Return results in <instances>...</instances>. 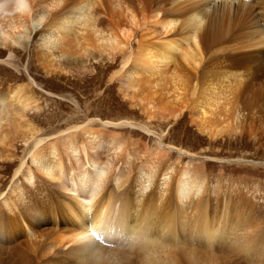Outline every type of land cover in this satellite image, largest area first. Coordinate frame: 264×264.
Here are the masks:
<instances>
[{"label":"bare ground","instance_id":"1","mask_svg":"<svg viewBox=\"0 0 264 264\" xmlns=\"http://www.w3.org/2000/svg\"><path fill=\"white\" fill-rule=\"evenodd\" d=\"M245 3L0 0V167H14L0 264H219L210 255L227 246L264 263V191L213 175L216 156L166 142L161 126L185 111L211 142L245 126L246 93L264 83V0L228 31ZM238 31L248 39L231 43ZM115 109L144 120L99 116ZM58 113L68 119L50 126Z\"/></svg>","mask_w":264,"mask_h":264},{"label":"rangeland","instance_id":"2","mask_svg":"<svg viewBox=\"0 0 264 264\" xmlns=\"http://www.w3.org/2000/svg\"><path fill=\"white\" fill-rule=\"evenodd\" d=\"M257 1L258 0H246L245 4H240L239 7L235 8L234 18L230 19L228 31H230L231 29L236 30L234 28L235 25L245 24L253 17V15L258 10L261 9L259 7L260 0L258 3ZM238 20L240 21L244 20V21L240 22ZM37 39L38 38L36 37L34 41L32 40L30 41H32V43H35V42L37 43ZM247 39H248V36L245 33L238 31V33L235 34V37L231 43H235V41H241L243 43ZM26 43L31 44V42H26ZM262 55L263 53H260L259 57H261ZM253 59L255 61L257 60V58H253ZM23 65H26V63L24 62ZM21 72H23V69H21ZM61 81L62 80L60 81L51 80L50 83L53 85V87H57L59 90L61 89L63 91H68L70 89L69 86L65 83L62 84ZM94 81H95L94 79L88 80L89 82L88 87H91ZM263 88H264V83L260 82V83L254 84L252 88L250 87V89L246 93V97L249 99L250 103L253 102V100L255 101L253 102L255 105V109L253 110L252 114L249 113L250 115L245 123V126L242 127L240 131L234 130L231 127L232 123H228L226 127H224V131L222 132L221 137L219 136L216 138L214 142H211L210 138L206 134L199 131L193 122L191 123L189 114L184 111L183 114L178 116L175 120L170 119L165 125H161L165 129L164 137L166 138L164 140L166 142H170L175 145L180 144L184 148H188L195 153H204V154H208L211 156L212 155L216 156L212 158L208 157L207 159V161L211 164V165H207V169L210 170L213 175L218 173L219 169H221V176L224 178V180H227V181H229L227 179L229 178L230 179L229 183H232V184L236 183V181L240 179L246 180L244 179L245 177H251L254 181V184L257 186V188L258 186H260L258 189H260L261 191H264V131H263L264 130V123H263L264 120H261L263 118H260V116H262V111H261L262 109L259 108L260 105L264 103L262 100V97L260 96L262 93L261 91H263ZM257 91L260 92V93L259 92L257 93V96H259L258 103H257L258 100H256V98L254 97V93H256ZM246 97L244 98L243 102L249 103ZM250 97L253 100H250ZM53 98H55V100L58 102H60V100H63V99L59 100L57 97H53ZM112 103L113 104L111 105L114 106V101H112ZM124 108H127V106H124ZM256 109L259 111H257ZM110 111L107 112V110H105L103 112H100L99 116H101L102 118H116L119 116L127 115L123 111H118L117 109L110 110ZM116 111L121 112V113L117 114ZM48 114L50 116L51 113H48ZM222 115H224L225 117L227 116L225 114H222ZM231 115L233 114H230L229 118ZM127 116L133 117L134 119H138V120H144V115L140 113L128 114ZM157 116L151 119L152 125L154 127L158 126V124H160L158 122L161 121V119H156ZM63 119L67 120L68 119L67 115L63 113H58L54 119L51 118L50 126L56 127V128L59 126L63 127V124H62ZM44 127H46V130H47V125ZM255 138L257 140H255ZM141 139L144 140L148 146H151L152 142L148 139L147 136H144ZM18 154H20V149L18 150ZM212 163H214V165H212ZM4 167H5L4 165L0 167V181H1L0 185L2 188L7 187L9 178L11 177L14 171L13 170L14 167H10L8 170H6ZM262 212L263 211H257L254 213V216L259 215L260 218L263 220L262 222H264V218L261 217ZM208 214L212 215L213 213L209 212ZM261 225L262 227H264L263 226L264 223L263 224L261 223ZM40 245L41 244H39V246ZM39 246H35L34 248L36 256L41 255L40 253H42V247L44 248V243L42 247H39ZM227 248L229 247L228 246L223 247L222 249H220L218 255H212V256L210 255V257L220 261L219 264H250L249 262L246 261V258H248V256L245 258L240 252L234 249L227 250ZM45 258L46 257L44 256H42L41 259L37 258L36 259L37 263L38 264H53L51 261H48L49 259H45ZM260 264H264V263H260Z\"/></svg>","mask_w":264,"mask_h":264}]
</instances>
